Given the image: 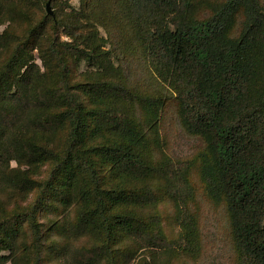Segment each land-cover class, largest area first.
Instances as JSON below:
<instances>
[{
  "label": "trees",
  "instance_id": "trees-1",
  "mask_svg": "<svg viewBox=\"0 0 264 264\" xmlns=\"http://www.w3.org/2000/svg\"><path fill=\"white\" fill-rule=\"evenodd\" d=\"M9 1L12 14L22 6L20 13L27 18L33 17V7L49 1L61 9L54 12V17L45 16L23 38L15 39L7 30L0 34V56L6 51L0 68V130L4 138L0 144V183L9 184L1 168L14 159L25 157L33 164L44 160L52 166L44 182L25 178L26 188L38 190L34 203L0 222V264H7L12 255L2 231L24 223L33 234L37 254L41 252L43 229L38 215L49 209L46 204L50 196L65 205L74 201L79 204L78 226L69 229L71 234L90 233L101 238L97 249L73 254L78 264H93L99 256L107 264H117L112 247L127 237L157 248H172L160 215L155 213L150 224L143 223L136 210L158 201L151 185L155 179L170 184L171 197L185 196L188 164L172 160L160 166L154 163L149 145L136 138L128 106L118 102L129 96L121 82H71L68 58L76 67L85 63L92 72L112 66L113 51L105 48L106 39L91 25L89 3L81 0L86 5L76 10L69 0ZM115 4L120 12H128L129 25L136 29L137 40L145 46L150 63L177 86L185 127L209 145L213 166L203 170L207 192L227 205L243 255L241 264H264L261 1L224 0L203 20L192 16V0H117ZM4 12L0 0V26L8 20ZM241 13L240 32L234 34ZM49 20L54 33L62 30L69 41L46 35ZM82 30L88 32L83 35ZM43 40L48 43L45 50ZM36 49L45 71L32 55ZM53 61L55 80H48L51 87L47 88V71ZM56 106L60 111L54 109ZM23 125L42 131L43 136L66 128L64 147L36 149L34 137L14 140L12 132ZM99 138L103 139L101 143L96 142ZM136 182L140 188L137 191Z\"/></svg>",
  "mask_w": 264,
  "mask_h": 264
},
{
  "label": "rangeland",
  "instance_id": "rangeland-1",
  "mask_svg": "<svg viewBox=\"0 0 264 264\" xmlns=\"http://www.w3.org/2000/svg\"><path fill=\"white\" fill-rule=\"evenodd\" d=\"M116 1L87 0L92 12L91 25L106 39L105 48L113 51L111 68L92 72L85 63L76 67L72 59L68 58L71 82L83 85L109 80L121 82L129 91V96L120 98L118 102L128 106L130 116L135 121L136 138L146 142V146L149 145V153L154 163L160 166L172 160L188 164L185 172L188 190L185 196L171 197L170 184L163 179H155L151 181V185L158 201L136 210L141 221L149 224L153 215L158 213L165 237L174 246L157 248L127 237L112 247L117 264H241L243 255L234 237L227 205L224 200H214L207 192L203 170L207 166H213L209 145L205 139L191 134L185 127L177 86L165 79L150 63L145 46L137 40L136 29L129 25L128 12H120ZM192 1L195 5L192 16L203 20L224 0ZM260 1L264 8V0ZM2 2L5 7L4 16L8 20L0 26V34L7 30L15 39L25 37L45 16L52 17L47 15L44 4L33 7V17L27 18L20 13L22 6L16 8L17 14H12L11 2ZM69 2L76 10H81L86 5L81 0ZM52 9L59 12L61 8L52 5ZM66 11L69 12L70 9ZM242 21L241 13L233 29L234 34L240 32ZM87 32L88 30L81 31L83 35ZM45 33L51 38L60 36L61 41H69L62 30L58 34L54 33L50 20L46 24ZM41 44L44 50L48 48L46 41L43 40ZM32 55L42 67V71H45L46 68L39 59L38 49L34 50ZM5 56L4 50L0 56V68ZM50 66L46 78L47 88L51 87L49 81L55 80V61ZM146 100L151 102L148 104ZM112 103L103 106L110 107ZM54 109L60 111L58 106ZM41 133L43 132L36 128L23 125L12 132V137L20 142L34 137L36 149L61 150L64 147L66 128H59L44 136ZM3 141L0 130V144ZM102 141L103 139L99 138L96 142ZM109 141L112 142L113 138L109 137ZM20 155L23 156L22 150ZM51 167L50 163L44 160L33 164L23 157L20 161L14 159L9 165L1 168L10 182L0 183V222L12 214L26 210L34 203L38 190L26 188L25 178L44 182ZM138 186L136 182V191L140 189ZM46 205L49 209L45 208L46 210L38 215L43 229L42 249L39 254L35 250L33 234L28 224L2 231V238L12 249L11 260L7 264H78L73 254L90 252L101 244V238L94 236L95 234L79 236L69 232V229L77 227L79 222V204L76 201L65 205L58 198L50 196ZM130 256L132 258L129 262L127 258ZM92 263L107 264V261L99 256L95 257Z\"/></svg>",
  "mask_w": 264,
  "mask_h": 264
},
{
  "label": "water",
  "instance_id": "water-1",
  "mask_svg": "<svg viewBox=\"0 0 264 264\" xmlns=\"http://www.w3.org/2000/svg\"><path fill=\"white\" fill-rule=\"evenodd\" d=\"M46 11H47L48 15L54 17L55 14H54V11L52 9L51 1H49L47 3V5H46Z\"/></svg>",
  "mask_w": 264,
  "mask_h": 264
}]
</instances>
